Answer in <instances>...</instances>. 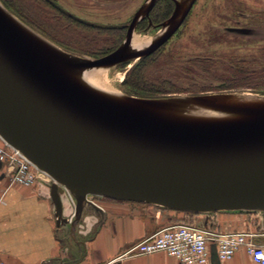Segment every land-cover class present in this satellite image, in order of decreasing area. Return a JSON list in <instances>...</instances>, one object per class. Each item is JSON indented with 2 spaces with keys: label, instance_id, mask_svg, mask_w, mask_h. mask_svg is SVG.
Here are the masks:
<instances>
[{
  "label": "water",
  "instance_id": "water-1",
  "mask_svg": "<svg viewBox=\"0 0 264 264\" xmlns=\"http://www.w3.org/2000/svg\"><path fill=\"white\" fill-rule=\"evenodd\" d=\"M194 1L182 12L174 1L165 31L145 49L130 48L134 18L125 47L72 66L110 67L151 55L174 35ZM41 48L0 13V138L54 181L57 226L68 223L61 187L76 202L72 227L84 204L93 206L87 196L177 212H264V116L227 124L164 120L141 107L170 99L123 95L135 106L115 103L78 84ZM236 93L252 92L222 94ZM211 262L219 264L213 249Z\"/></svg>",
  "mask_w": 264,
  "mask_h": 264
},
{
  "label": "rangeland",
  "instance_id": "rangeland-1",
  "mask_svg": "<svg viewBox=\"0 0 264 264\" xmlns=\"http://www.w3.org/2000/svg\"><path fill=\"white\" fill-rule=\"evenodd\" d=\"M45 1L51 6H55V9L53 7V9H50L43 5L44 8H47L46 11L43 10V12H45L43 14L46 16L49 23L55 27H60V25L61 27L66 26L64 23L55 20V17L58 15L55 11L56 8L85 26L101 30L126 27L127 32V27H129L134 18H136L130 48H135L134 45L137 44H134V42L138 43L139 41H144L147 43H143L141 47H137L138 50L145 49L148 44L158 39L165 31V27L162 26V23L158 26H152L150 22L146 29H138L142 20L148 17L145 15V12L151 0ZM174 1H177L178 8L179 5H182L187 0ZM189 1L190 0L187 2L189 3ZM0 8L25 29L35 34L38 37H36L38 41L40 43L42 42L44 46L46 45L45 47L50 49L53 55L57 53L59 59L55 55L56 58H54L57 62L60 61L59 63L62 66L66 67L67 65L79 71L101 69L103 71L105 85L121 95L136 97L125 92L122 82L125 72L139 59L123 62L115 66L93 69L76 68L72 66L73 64L97 59L96 57L83 54L79 51H96L112 47V42L109 41L110 33L84 29L82 31L80 29L84 37L97 41V43H95L96 45L90 46L89 48L82 47V50L66 48L34 28L32 25L25 23L9 10L1 0ZM33 11L37 13L39 9H33ZM125 37L115 50L120 47H125ZM80 46L81 45H79V47ZM160 48L162 50L159 55H170L174 62V64H168L166 66L165 71L167 74L162 76L163 79L167 81V85L164 86L166 89L165 92L173 93H168L156 98H136L174 100L205 94L216 95L234 92L224 89V86H227L230 82L232 83L231 73L233 70L243 67L250 72L251 70L264 68V0H195L174 35ZM199 61L209 64L207 73L201 72L193 67V65ZM123 64L127 65L122 67L124 66ZM181 67L186 68L183 69ZM191 67L192 69L190 70ZM261 92L264 94V86L261 87ZM3 165L5 175L10 179V168L8 163ZM93 201L99 205L98 208L102 211L106 210L107 202H115L105 198H94ZM129 204H134V207L139 208L140 211H144L152 206L136 203ZM184 220L183 224L186 225L187 222ZM262 223L263 222L259 223V225L255 227L259 234L264 232V225ZM80 225L84 226L85 224H83V222L77 223L73 230L70 231L71 234L82 236L83 234L79 233L82 229ZM64 233L68 235V230L64 231ZM256 238L262 241V244L264 243V236H258ZM253 241H255V238Z\"/></svg>",
  "mask_w": 264,
  "mask_h": 264
},
{
  "label": "crops",
  "instance_id": "crops-1",
  "mask_svg": "<svg viewBox=\"0 0 264 264\" xmlns=\"http://www.w3.org/2000/svg\"><path fill=\"white\" fill-rule=\"evenodd\" d=\"M0 166V264H179L164 253L143 256L128 250L158 230L183 224L218 233H251L264 236L255 227L263 222L259 211H227L203 214L174 212L162 207L144 211L134 204L107 202L102 211L84 204L75 221L56 225L50 186L39 182L32 188L13 185ZM4 170V171H3ZM63 216L71 218L75 209L63 195ZM184 215V217H183ZM184 219H182V218ZM83 222L79 233L71 230ZM262 226V225H261ZM68 230V235L64 231ZM264 244V243H263ZM210 250L214 243H210ZM209 264H214L209 262ZM219 264H255L245 249Z\"/></svg>",
  "mask_w": 264,
  "mask_h": 264
},
{
  "label": "trees",
  "instance_id": "trees-1",
  "mask_svg": "<svg viewBox=\"0 0 264 264\" xmlns=\"http://www.w3.org/2000/svg\"><path fill=\"white\" fill-rule=\"evenodd\" d=\"M1 2L25 23L32 25L34 28L66 48L78 50L82 47L89 48L90 46L96 45L95 43H97V41L84 37L83 33L80 32V29L82 31L84 29L110 33L109 41L112 42V47L96 51H86L82 49V51H79L83 54L96 57L97 59L110 54L118 47V45H120L125 37L126 27L115 28L112 30L95 29L94 27L85 26L84 24L77 22L57 8L55 11L58 15L55 17V20L64 23L66 26L61 27L60 25V27H55L49 23L46 16L43 14L45 13L43 10H47L43 5L50 9H55V6H51L45 0H1ZM174 8V0H157L149 12L148 17L143 19L139 24L138 29H146L149 22L152 26L160 25L172 15ZM33 9H39V12L37 11V13H35ZM79 45L81 46L79 47ZM161 50L162 49L160 48L151 55L139 59L125 72L122 86L127 94L141 98H156L168 93H173L165 92L166 89L164 86L167 85V81L166 79H163L162 76L167 74L165 71L166 66L168 64H174V62L170 55H159ZM126 65L122 67H125ZM208 65L209 64L206 62L199 61L196 62L193 67L201 72L207 73ZM181 68L185 69L186 67ZM191 69L192 67L190 70ZM231 74L232 83L230 82L227 86H224V89L227 91H247L264 95L261 92V87L264 86V68L248 72L246 68L239 67L238 69L233 70Z\"/></svg>",
  "mask_w": 264,
  "mask_h": 264
},
{
  "label": "built area",
  "instance_id": "built-area-1",
  "mask_svg": "<svg viewBox=\"0 0 264 264\" xmlns=\"http://www.w3.org/2000/svg\"><path fill=\"white\" fill-rule=\"evenodd\" d=\"M0 163H8V175L12 184L32 188L41 181L52 183L45 173L38 170L18 150L3 142H0ZM68 198L73 206L72 196L68 194ZM253 239L254 235L251 233H218L177 224L158 230L133 245L127 254L143 256L161 252L177 260L179 264H209L212 249L219 263L231 260L239 250L245 249L252 262L264 264V244H257ZM210 243H214L211 250Z\"/></svg>",
  "mask_w": 264,
  "mask_h": 264
},
{
  "label": "bare ground",
  "instance_id": "bare-ground-1",
  "mask_svg": "<svg viewBox=\"0 0 264 264\" xmlns=\"http://www.w3.org/2000/svg\"><path fill=\"white\" fill-rule=\"evenodd\" d=\"M188 1V0H187ZM178 6V11H183L188 2ZM0 8V13L25 38L32 41L42 49L44 53L78 84L91 92L118 104L135 106L132 101L127 100L123 95L115 92L105 85L103 71L97 70H74L62 65L55 60L58 54L47 49L44 44L38 41V37L25 29L21 24L7 15ZM37 37V38H36ZM37 39V40H36ZM144 41L134 42V46L141 47ZM147 44V43H146ZM44 48V49H43ZM55 57V58H54ZM59 59V58H58ZM63 63V62H62ZM151 112L154 115L168 121L196 124H227V123H248L261 119L264 116V95L253 93H236L209 95L199 99L179 98L170 101H153L151 105H143L141 109ZM223 212V211H222Z\"/></svg>",
  "mask_w": 264,
  "mask_h": 264
}]
</instances>
